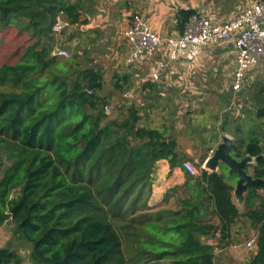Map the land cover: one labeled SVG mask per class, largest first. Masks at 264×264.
Segmentation results:
<instances>
[{"label":"trees","instance_id":"1","mask_svg":"<svg viewBox=\"0 0 264 264\" xmlns=\"http://www.w3.org/2000/svg\"><path fill=\"white\" fill-rule=\"evenodd\" d=\"M49 6L56 7L47 13ZM60 14L80 24L79 7L63 0H0V30L15 27L35 39L17 61L0 65V85L11 87L0 91V226L12 224V236L26 244L21 254L9 241L0 264H215V250L241 218L257 233L246 264H264V87L250 97L261 135L251 126L235 142L236 156L254 158L251 175L260 179L246 210L234 204L223 165L188 174L149 206L156 162L183 164L177 142L141 124L139 107L111 118L101 71L53 56ZM193 14L177 12L181 33Z\"/></svg>","mask_w":264,"mask_h":264},{"label":"crops","instance_id":"2","mask_svg":"<svg viewBox=\"0 0 264 264\" xmlns=\"http://www.w3.org/2000/svg\"><path fill=\"white\" fill-rule=\"evenodd\" d=\"M63 1L68 4L77 5L81 14L80 24L67 28H71L69 33L71 37L74 36L77 41H80V44H87V47L90 48L91 46L94 48H109L112 58L107 55L108 59L106 60L109 61L110 64H114V68H118L122 58L125 57L122 64L127 71L115 76L117 81L119 80L118 86L117 83H115L112 89H120L119 86L123 83L125 85L123 88H126V85L132 86L133 84L134 87L125 92V95L133 96L137 91L145 96L157 95L175 97L177 103L175 106L178 110H173H176V116L173 115L174 111H171L172 109L168 110V121H166V123L162 122L159 126L154 128L163 131L167 136L175 138L177 142V152L183 162L189 161L196 165L201 158L206 159L212 155L211 151L216 149L224 135H227L231 139L235 136H239L235 132V128L237 127H233V119L231 117H227L226 120V117L223 119L221 112L224 106L222 100L227 98L229 101L231 96L236 97L243 89L235 92L231 88L236 57V50L232 44L222 43L210 45L204 48L197 60L193 62H188L182 57L171 62L167 55L168 48L166 44H164L157 53L144 58L139 64H130L127 62L130 54V47L123 37V32L130 25L132 16L134 14L141 15L144 21L162 39H176L182 34L177 28L176 14L180 9H190L187 2H182L181 0ZM216 1L218 3L212 7L204 6L206 1L203 3L201 0H190L192 5L191 8H193L192 10L199 8L200 11L195 10L196 13L209 16L216 22L226 21L255 0ZM221 2L223 3L221 4ZM225 4H228V7H226L227 5ZM224 8L226 10H224ZM212 10H215L218 14L219 12L220 14L224 13L227 17H220L219 19ZM171 11L174 12L172 18ZM82 22L84 24H82ZM170 24H172V27ZM75 31L78 32L74 33ZM107 44H109V46H107ZM91 55H94L93 51ZM228 55H231L233 58H228ZM262 58H264V56ZM93 61L95 62L96 59H93ZM157 67H160L159 78L153 80L151 74ZM96 69L100 70L102 74L104 73L100 66ZM131 69H134L135 72H132ZM140 69H148L150 71L149 76L141 75L140 72L137 71ZM116 72H119V70ZM227 78H230L229 85H226L227 88L224 86L221 87L222 83L217 82V80L223 81ZM191 80L195 82L191 83ZM212 80L216 81L215 85L208 86L209 84L207 82H212ZM197 85H199V87ZM185 96H195L200 98V100L216 98L215 102L221 100L220 102L222 103H216L208 107L209 110L206 109V106L201 108L200 111L193 114L192 122H190L188 117L181 118L182 112H185L183 110L185 102L182 100ZM168 107H170V105H168ZM234 111H236L235 114L234 112L232 114H234L235 117H244L239 107H236ZM195 118L202 120L203 124L193 122ZM182 119H186V121ZM171 120L175 121L171 122ZM225 122L226 124H224ZM253 131L256 135L259 134L255 129H253ZM240 132L241 129L239 128L238 133ZM187 176L188 173L183 169L182 164L170 167L168 160L162 159L157 161L151 175V191L148 199L149 206H155L161 203L172 188L182 186L185 183ZM232 186L233 188L235 187V185ZM232 200L239 212L243 213L240 210L242 206L245 210V200L242 206L238 205L233 194ZM257 203L258 202L254 201V206H256ZM239 222L244 224L242 225L243 228L241 227L239 230V232L242 233L238 235V227L235 223L231 228L229 243L216 249L218 250L216 254L217 256L218 254H227L229 255L228 257H232L236 261V256L240 254V250H244V257L233 263L246 264L253 257L256 250L254 244L247 246V243L251 240L255 241L257 233L246 218H241ZM10 225V223H5L0 226V248H3L9 242L10 236L7 235H12L13 232ZM243 235L244 243L239 240V236L242 237ZM209 242L212 243L214 240H209L208 243ZM18 251L21 254L25 253L21 249ZM216 260L217 264H220L218 258Z\"/></svg>","mask_w":264,"mask_h":264},{"label":"rangeland","instance_id":"3","mask_svg":"<svg viewBox=\"0 0 264 264\" xmlns=\"http://www.w3.org/2000/svg\"><path fill=\"white\" fill-rule=\"evenodd\" d=\"M182 2H187L188 7L191 8V2L190 0H181ZM203 3L206 1V4L204 6H212L216 5L218 2L216 0H201ZM223 2H221L222 4ZM220 4V3H219ZM226 7H228V4ZM187 7V5H186ZM196 11H200V9H194ZM224 10H226L224 8ZM177 11V10H176ZM215 15H217L220 19L221 18H226L227 16L224 15V13L219 12L216 13L215 10H212ZM174 12L171 11V18ZM57 17L62 18V15H58ZM168 25V24H166ZM172 27V24H170ZM80 29V28H78ZM71 31L70 29H65L64 32L61 34H54L55 38V43L56 45H61L62 49H64L67 53L66 58H58L59 60L61 59H70L72 58L74 61L72 62L76 67L80 69L84 68H98L99 66L103 70V81H104V86L103 90L100 92L101 96L105 95L108 96V104H107V114L110 115L111 118H116L121 120L123 118V115L126 112V109L130 107V105H133L135 107H139L140 109V117H141V124H144L148 127H157L160 125V123L168 121L167 118H169V113H167L168 110L172 109L171 111H174L173 115L176 116V101L175 97H163V96H145L141 94L140 92H135L136 94H133V96H128L125 95V92L128 90L132 89L134 85H126V88H123L124 83L120 85V89H112L113 84L118 83L116 79V75H120V73H124V71H127L125 66L122 64V61L124 60L125 57L122 58L121 64H119L118 68H114V64H110L107 57L109 56L112 58L111 51L107 47H102V48H94L91 46L87 47V44H80V41H77L76 38L71 37L69 35ZM78 31H75L74 33H77ZM35 41L34 38L31 37V34H28L26 32H19L15 27H8L7 29L0 30V65L4 63H14L17 61L18 57L24 52V49L32 44ZM61 42V43H60ZM56 46V47H57ZM109 46V44H107ZM94 52V55H91V52ZM108 55V56H107ZM228 58H233L231 55L227 56ZM93 59L96 61L94 62ZM107 67V68H105ZM119 70V72H116ZM132 72H135L134 69H131ZM140 72L141 75L143 76H149L150 71L148 69L145 70H137ZM210 78V77H209ZM208 79V78H207ZM206 79V80H207ZM214 79V78H213ZM194 80H191V83H194ZM216 81L210 82L208 81L207 83L209 84L208 86H214ZM222 83L221 87L227 88L230 82V78H227L226 80L223 81H218ZM259 83V84H258ZM197 84V82H196ZM227 85V86H226ZM259 85H262L264 87V58H262L259 63L256 65L252 66L250 70L248 71L246 81L244 84V87L242 91L236 96L233 97L231 96L229 98V101L227 98L225 100H222L224 102V106L222 109V118L224 119L225 117H231L233 119V127H239L241 129L240 133H237L239 136H235L232 140L233 142H238L240 139H244L248 136V131H250V127L252 126L253 129L259 133L258 135H261L260 128L258 126L259 120L255 118L254 111L255 109L253 106H250V97L255 94L258 89ZM199 87V85H197ZM11 90V87L8 85H0V91H9ZM215 99H209V100H200V98L195 97V96H185L182 98L184 100V108L183 110L185 112H182L181 118H189L190 122H192L193 119V114L197 111H200L201 108L206 106V109L209 110L208 107L213 106L214 104H221V100L218 102H215ZM170 105V107H168ZM219 107V105H218ZM217 107V108H218ZM236 107H239L241 114L244 115V117H238L234 116L235 112L234 109ZM176 109V110H173ZM234 112V114H232ZM171 114V113H170ZM173 116V117H174ZM195 117V116H194ZM183 121H186V119H182ZM175 121V120H173ZM171 120V122H173ZM197 124H203L202 120L196 119L193 121ZM193 125V124H192ZM251 128V129H252ZM264 143V140H263ZM200 161V160H199ZM198 161V163H199ZM253 164H249L246 167V170L248 171L249 174H251V166ZM225 181L230 183L231 185L236 184V177H231V175H228V171L224 170L223 172ZM259 196H263V191L259 190L258 191ZM18 192H14L12 197H17ZM248 200V199H247ZM257 202V200H254ZM246 210V208H245ZM243 206L240 211L244 212L245 211ZM236 225L238 227V235H240L242 232H239L241 227L243 228L241 222H236ZM12 230L14 229L13 225H10ZM244 233V232H243ZM10 236L9 241L12 243V247L14 249H25L26 244L25 243H20V241H16L12 235H7ZM239 240L244 243V235L241 237L239 236ZM210 243V242H209ZM210 244H215V241L210 243ZM215 252H218L216 250ZM229 255L223 254L216 256V259L220 261V264H234L233 262L235 261L234 258L228 257ZM244 257V250H240V254L236 256V261L240 260ZM235 261V262H236ZM217 264V260H216Z\"/></svg>","mask_w":264,"mask_h":264},{"label":"built area","instance_id":"4","mask_svg":"<svg viewBox=\"0 0 264 264\" xmlns=\"http://www.w3.org/2000/svg\"><path fill=\"white\" fill-rule=\"evenodd\" d=\"M70 26L63 16L57 17L52 30L54 34H61ZM123 37L130 47L127 60L130 64H139L144 58L157 53L164 44L168 48L167 55L171 62L180 57L193 62L197 60L202 50L210 45L232 44L236 50V57L231 88L237 92L244 87L250 68L259 63L264 56V0L253 1L223 22H216L203 14H193L188 19L182 34L176 39H162L141 15L134 14L130 25L123 32ZM53 56L66 58L67 53L61 48H56ZM159 68L152 72L153 80L159 78ZM206 159L200 168L189 161H184L182 167L189 175L198 176L200 169H205ZM216 236L218 237V234ZM253 244L254 240H251L247 246Z\"/></svg>","mask_w":264,"mask_h":264},{"label":"water","instance_id":"5","mask_svg":"<svg viewBox=\"0 0 264 264\" xmlns=\"http://www.w3.org/2000/svg\"><path fill=\"white\" fill-rule=\"evenodd\" d=\"M55 7L49 6L44 11L49 13ZM56 48H61V45H58ZM238 151V147L233 140L224 135L212 155L206 159L204 168L207 171L215 172L219 170L221 165L226 167L228 175L234 176L237 179L232 194L238 205L242 206L246 192L249 188L258 190L260 179L253 178L246 170L247 165L254 163V158L249 155L239 158L236 156Z\"/></svg>","mask_w":264,"mask_h":264}]
</instances>
